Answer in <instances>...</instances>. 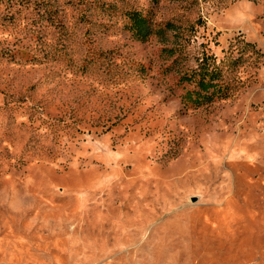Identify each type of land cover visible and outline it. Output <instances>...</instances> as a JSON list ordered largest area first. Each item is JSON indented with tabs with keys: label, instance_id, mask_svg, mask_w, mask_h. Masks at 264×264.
I'll return each instance as SVG.
<instances>
[{
	"label": "rangeland",
	"instance_id": "rangeland-1",
	"mask_svg": "<svg viewBox=\"0 0 264 264\" xmlns=\"http://www.w3.org/2000/svg\"><path fill=\"white\" fill-rule=\"evenodd\" d=\"M0 264H264V0H0Z\"/></svg>",
	"mask_w": 264,
	"mask_h": 264
},
{
	"label": "trees",
	"instance_id": "trees-1",
	"mask_svg": "<svg viewBox=\"0 0 264 264\" xmlns=\"http://www.w3.org/2000/svg\"><path fill=\"white\" fill-rule=\"evenodd\" d=\"M130 24L128 30L134 38L145 41L155 30L150 27L149 22L139 11H131L128 13ZM170 24L164 28L156 30L157 34L163 36L166 29L170 28ZM182 81H193L196 88L186 91L181 97L183 102H193L196 106L216 100V97L227 95L228 85L223 81L222 71L219 67L210 66L208 60L199 65V70L192 75H184Z\"/></svg>",
	"mask_w": 264,
	"mask_h": 264
}]
</instances>
